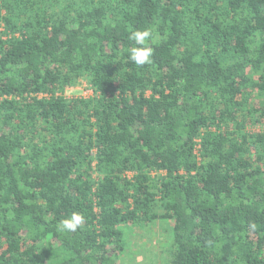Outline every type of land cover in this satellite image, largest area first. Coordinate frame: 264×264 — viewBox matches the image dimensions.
<instances>
[{
	"label": "trees",
	"instance_id": "1",
	"mask_svg": "<svg viewBox=\"0 0 264 264\" xmlns=\"http://www.w3.org/2000/svg\"><path fill=\"white\" fill-rule=\"evenodd\" d=\"M160 222L163 264H264V0H0V264H123Z\"/></svg>",
	"mask_w": 264,
	"mask_h": 264
},
{
	"label": "rangeland",
	"instance_id": "2",
	"mask_svg": "<svg viewBox=\"0 0 264 264\" xmlns=\"http://www.w3.org/2000/svg\"><path fill=\"white\" fill-rule=\"evenodd\" d=\"M92 91L87 82L81 86L68 89L66 96L90 97ZM258 127L256 130H262ZM163 223L151 225L148 231L135 229L129 238V248L123 257V264H163L162 247L167 240V233L163 232Z\"/></svg>",
	"mask_w": 264,
	"mask_h": 264
},
{
	"label": "clouds",
	"instance_id": "3",
	"mask_svg": "<svg viewBox=\"0 0 264 264\" xmlns=\"http://www.w3.org/2000/svg\"><path fill=\"white\" fill-rule=\"evenodd\" d=\"M152 38L150 29L134 30L129 39L134 41L135 45L130 49L129 59L137 66H144L152 62L153 48L149 45ZM85 217L81 213L74 212L69 218L61 220L58 225V231L75 232L84 222Z\"/></svg>",
	"mask_w": 264,
	"mask_h": 264
}]
</instances>
